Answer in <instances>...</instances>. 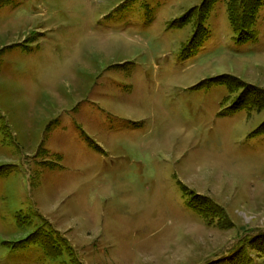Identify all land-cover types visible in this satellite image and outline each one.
<instances>
[{
  "label": "rangeland",
  "instance_id": "374dc122",
  "mask_svg": "<svg viewBox=\"0 0 264 264\" xmlns=\"http://www.w3.org/2000/svg\"><path fill=\"white\" fill-rule=\"evenodd\" d=\"M204 1L0 0V264H264V7Z\"/></svg>",
  "mask_w": 264,
  "mask_h": 264
},
{
  "label": "trees",
  "instance_id": "16d2710c",
  "mask_svg": "<svg viewBox=\"0 0 264 264\" xmlns=\"http://www.w3.org/2000/svg\"><path fill=\"white\" fill-rule=\"evenodd\" d=\"M221 0H205L202 6L200 7L201 14L203 12V15L206 16L209 14V12L214 8V6ZM264 7V0H228L227 3V10H228V16L229 20L231 22V25L234 29V32L237 36V42L238 43H246L249 41H253L257 39V34L254 31V27L257 23L258 16L260 10ZM189 21L180 20L177 25L179 27H184L187 25ZM198 31L196 33V36L194 37L193 44H195L199 39H201L203 36L208 34V31L204 28L203 24L199 23L197 27ZM188 52V50H187ZM229 79H220V80H214L208 83L209 86L212 85H226L232 90V85L228 82ZM206 86V85H205ZM245 88V87H244ZM246 89H249L240 99L237 103L234 104V106L228 111L231 114H236L238 112H241L243 110H252L257 108L258 110H261L264 108V104H260L263 101L258 98V96H254V98H250V94H252L251 91H254L252 88L247 87ZM251 90V91H250ZM245 100V101H244ZM246 102V103H245ZM245 103V104H244ZM261 134L264 133V126L260 129ZM0 175H2L0 173ZM41 243V242H40ZM45 253L51 258H55V250L51 241H43L41 243ZM57 255L56 257H58ZM241 260L239 262H234L233 264H240ZM227 264V263H223Z\"/></svg>",
  "mask_w": 264,
  "mask_h": 264
}]
</instances>
